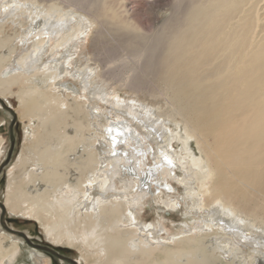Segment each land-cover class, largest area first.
Segmentation results:
<instances>
[{"label":"bare ground","instance_id":"obj_1","mask_svg":"<svg viewBox=\"0 0 264 264\" xmlns=\"http://www.w3.org/2000/svg\"><path fill=\"white\" fill-rule=\"evenodd\" d=\"M62 1L0 0V96H16L27 121L8 209L90 264H264V0H176L151 34L125 0ZM88 37L93 51L110 38L126 52L128 75L86 61ZM123 90L136 98L115 99ZM96 98L110 99L114 119L95 111ZM108 128L123 132L115 146ZM176 138L182 151L194 140L201 156L180 164L183 178ZM122 174L130 180L118 191ZM169 178L185 188L192 223L161 237L163 223H142L136 211ZM159 194L167 209L181 206ZM20 245L0 224V264L15 263ZM40 253L32 260L49 264Z\"/></svg>","mask_w":264,"mask_h":264},{"label":"rangeland","instance_id":"obj_2","mask_svg":"<svg viewBox=\"0 0 264 264\" xmlns=\"http://www.w3.org/2000/svg\"><path fill=\"white\" fill-rule=\"evenodd\" d=\"M52 1V3L63 2L62 0ZM125 5L129 15L134 19V21L140 26L142 30L144 29L143 31L147 34H151L156 30L161 29L164 23H166L173 14L174 10L176 9L175 6H177L176 0H125ZM30 43L31 42L29 40L26 41L24 43L25 47H23V49H25L27 45L29 46ZM79 44L81 46V50H83V55L87 53L85 55L86 61L95 56L104 62L105 68H114L115 66L118 67L120 65V72L124 74V76L128 75L129 68H125V66L124 68H122L124 62L126 61V52L121 51L119 46L115 42H112L110 38H107L100 47H97L95 51H93L91 48V39H89V37L86 40L81 41ZM127 66L130 67V65ZM64 81L75 84L78 89H80V85L77 81H74L69 77H66ZM56 88H58V86L55 83L54 89ZM125 91L127 90L118 91V97L115 99L123 101L130 98H136L135 95L129 94ZM61 95L63 97L62 93ZM70 95L71 96L69 98V101L72 102V98L74 97L73 95L75 94L72 93ZM109 100L103 101L96 98V100H92V102H94L96 105L95 111L97 110L98 113H100L104 117L109 116L110 119H114L115 116L110 115L109 113V111L111 112V110L108 109L110 103ZM20 114L21 104L16 96L12 98H5L0 96V139L3 140V147L5 148L6 153V155L2 157V161L0 164V224L2 228H4V232L7 235L16 237V239H18L19 243L21 244V253L18 256L17 261L13 264H36L32 260V253L37 251L38 253L41 252L40 254H42V256H45V258L43 259H46L49 264H90L84 258L85 253L82 252L81 248H79L78 246L70 247V245H68V243L66 242L60 243L58 245L57 243L55 244V242H52L51 239H49V237L47 236L45 228L42 227L37 221L31 219L30 217H24L20 214L16 215L12 213L7 207L8 183L10 179L9 174L11 171H17L14 166L20 157L27 137V121H22L20 118ZM94 114H96V112ZM168 127L171 129V132L169 134L175 132L173 133V135L179 133L178 135H180L182 139L185 138L186 135L183 126L180 129H177L175 124L172 125V123H169ZM106 128L107 126H105L104 130H106ZM149 143L151 144L153 149H156L155 143L151 141H149ZM190 143L191 144L188 148L189 150L187 151L181 150L183 149L182 143H180V140L178 138L172 141V144L169 145L170 149H174L173 152L182 157V162L177 160L176 162L178 164L174 163L176 165L175 167H177L176 178L184 177V173L181 172L183 171V168H181L180 164L182 165L184 162L187 163L188 160L192 158V156L193 158L201 157L196 142L194 140H191ZM190 153H193V155ZM148 154L149 157L147 158H149V160H147V165L149 167H154L155 163L153 161V158H151V153ZM112 155L113 154H111L110 156ZM125 164L126 163L123 162L122 166H124ZM159 177L161 179V176ZM176 178H169L167 184L166 182H162L163 184L160 183L161 185L159 184L160 186L167 185L168 189L164 187L163 189H161L160 186L157 187L156 182H154V185L148 189L149 193L146 200L143 201V203L138 208V211H136L137 214L141 215L140 221L142 223H154L156 224V226H158L159 222L163 223V225L165 226V231L164 233H161V237H167L168 233L172 235L177 231H181L186 227L187 223H189V225L192 223L191 216L186 218L187 208L185 202L183 201V198L186 197L185 188L181 186L178 181L176 182ZM135 179L137 178L135 177ZM126 180H130V177L124 174L115 177L114 183L118 191L122 190V188L123 190L125 189L124 184ZM169 186L171 187V190ZM159 189L163 191L165 190V194L167 193L173 196L177 199V201L179 199V203L181 204V206L179 205L180 207H177L174 211L167 209L163 205V203L159 201V197L161 195L159 194ZM92 193H96L95 190H93ZM167 194L165 195L166 197ZM111 199L115 200L114 198ZM90 260L92 261L93 258H91Z\"/></svg>","mask_w":264,"mask_h":264},{"label":"snow or ice","instance_id":"obj_3","mask_svg":"<svg viewBox=\"0 0 264 264\" xmlns=\"http://www.w3.org/2000/svg\"><path fill=\"white\" fill-rule=\"evenodd\" d=\"M107 132H108L109 137H110V139H111V141L113 143V146H115V144L118 142L117 138L119 136H122L123 135V132L119 128H115V129L108 128L107 129ZM113 132H115V135H113ZM113 155H115V152H113ZM165 160H167V157H165ZM168 163L170 164L171 161H168Z\"/></svg>","mask_w":264,"mask_h":264}]
</instances>
